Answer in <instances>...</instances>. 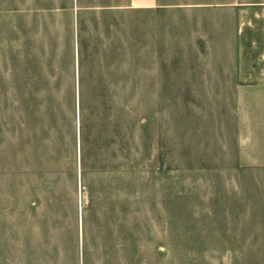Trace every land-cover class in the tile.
I'll return each instance as SVG.
<instances>
[{"label":"rangeland","instance_id":"1","mask_svg":"<svg viewBox=\"0 0 264 264\" xmlns=\"http://www.w3.org/2000/svg\"><path fill=\"white\" fill-rule=\"evenodd\" d=\"M257 1L0 0V264H264Z\"/></svg>","mask_w":264,"mask_h":264},{"label":"crops","instance_id":"2","mask_svg":"<svg viewBox=\"0 0 264 264\" xmlns=\"http://www.w3.org/2000/svg\"><path fill=\"white\" fill-rule=\"evenodd\" d=\"M117 7L123 9H153L166 8L168 6L181 8L187 5L216 6V7H237L243 5V0H118ZM257 6L264 9V1L258 0ZM260 18V16L258 15ZM242 20V19H241ZM243 32L242 21L238 33ZM251 81L248 83H237L240 87H251L250 96L244 89L239 91L240 101H247L250 98L252 111V124L254 128L262 129L264 133V63L253 64ZM241 75V74H240ZM248 98H245V97Z\"/></svg>","mask_w":264,"mask_h":264}]
</instances>
